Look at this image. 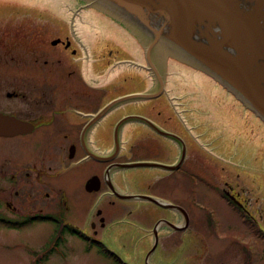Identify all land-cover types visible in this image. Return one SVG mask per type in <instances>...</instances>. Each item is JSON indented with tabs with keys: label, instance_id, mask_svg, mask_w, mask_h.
<instances>
[{
	"label": "flooded vegetation",
	"instance_id": "1",
	"mask_svg": "<svg viewBox=\"0 0 264 264\" xmlns=\"http://www.w3.org/2000/svg\"><path fill=\"white\" fill-rule=\"evenodd\" d=\"M93 15L101 22L96 21L99 26L109 29L106 35L112 36L111 40L92 45L88 37L83 40L80 35L90 21L78 24L63 19L61 32L65 29L68 33L64 38L59 35L51 40L52 45L45 50L51 51V56L43 64L30 54L32 64L27 65V70L0 71L2 78L6 74L14 79L26 78L21 83L0 86V114L16 117L31 126L25 132L0 135V142L8 141L0 144V223L14 231L36 221L53 223L47 243L41 250L32 251L33 255H46L63 249L68 235L85 241L87 249L94 248L90 244L97 245L98 241L104 244L100 237L107 232L109 223L106 209L99 206L101 203L111 208H117L118 203L152 204L159 211L150 214L151 220L155 218L151 229L147 232L144 227L138 228L144 233L148 248L143 263L154 264L153 255L161 247L160 238L169 239V245L174 246V231L185 232L192 225L183 206L158 193L161 182L172 189L174 173L183 170L192 175L195 189L216 190L245 219L262 224L258 232L264 239V207H258V197L264 198V184L259 181L264 173L255 172L259 162H264V153L255 146L260 132L264 133V123L212 78L174 60L170 61L169 73L173 68L178 72L186 68L187 72L208 79L216 90L210 92L214 102L177 101L174 91L169 89L170 96L162 94L122 104L99 115L115 98L114 84L109 83H113L116 68L133 69L144 76L140 80L146 81L145 87L128 93L146 90L150 81L140 67L145 61L143 52L131 43L130 36ZM115 40L118 45H114ZM32 42L41 40L35 37ZM119 46L129 47L127 51L132 52L134 60L122 58ZM66 62L75 64L76 68L70 70L74 76L75 69H79L74 84H65ZM19 138H28L29 144ZM34 140L41 141V146ZM131 162L146 165L119 166ZM83 165L89 167L85 188L95 195V201L85 222L76 224L67 216L70 207L65 189L55 180L60 173L58 168L71 170ZM133 169L141 172L132 175L128 170ZM126 195L156 197L159 203L146 198L128 199ZM174 204L185 211L187 228H182L185 215L165 206ZM163 209L167 211L165 216L161 213ZM201 216L209 228L217 230L215 227L220 223L216 214L205 211ZM128 222L131 223L127 218L121 220ZM235 254V264L252 263L253 253L242 256L237 250Z\"/></svg>",
	"mask_w": 264,
	"mask_h": 264
},
{
	"label": "rangeland",
	"instance_id": "2",
	"mask_svg": "<svg viewBox=\"0 0 264 264\" xmlns=\"http://www.w3.org/2000/svg\"><path fill=\"white\" fill-rule=\"evenodd\" d=\"M75 8L76 4L73 0H0V71L27 70V65L32 64L29 62L30 54L37 56L34 59H40L39 64H43L44 59L51 56V51L45 52L48 48L47 45H52L51 40L59 35L64 38L68 33V30L65 29L61 32L60 24L64 20L67 23L76 22L78 24L90 21L91 24L86 29H82L80 35L83 40L88 37L87 39L92 45H96V42L111 40L112 36L106 35L110 33L109 29L96 23L99 19L93 15L94 13L83 12L79 17L73 19ZM35 37H38L41 42H32ZM115 41L114 45H118L119 42ZM120 48L123 51L122 58L134 60L130 56L133 55L132 52L127 51L129 47L127 49ZM54 50L57 53V49L54 48ZM41 55L45 57L39 58ZM65 64L64 77L67 81L65 84H74L77 74L79 75L77 72L79 69H75L76 75L74 76L70 70L76 68L75 64L69 62ZM186 70L185 68L184 71L178 72L173 68L170 72L169 88L170 91H174L175 100L214 102L213 93L210 92H216V90L213 89L208 79ZM134 71L133 69H123L118 73L116 68L113 83H109V86L114 84L115 97L145 87L146 81L140 80V77L144 79V76L142 77ZM8 75L6 74L2 78V73H0V86H10L13 82L21 83L26 80L24 77L14 79L7 77ZM88 78H91V75H88ZM103 90L106 93L107 90ZM258 136L255 146L258 147L259 152L264 153V133L260 132ZM18 140L28 143V138L25 140L19 138ZM5 142H0V144ZM33 143L41 146L39 144L41 141L34 140ZM57 170L60 173L55 182L61 184L65 189L70 207L67 216L70 221L83 224L85 218L91 213L95 201V195L85 188L89 167L83 165L71 170L64 168ZM128 171L135 176L141 172L139 169ZM255 172L264 173V162H259ZM259 178V181L264 184V178ZM192 179L190 173L181 170L174 173L172 189L164 182L158 186V193L162 197L183 206L189 212L192 225L185 232L174 231V246L169 245V239L160 238L161 247L153 255L154 264L165 262L174 264H235L237 262L235 251L237 250L241 252L242 256L253 253L251 264H264V239L260 238L258 232L262 224L251 223L245 219L216 190L195 189ZM258 198V207L263 209L264 198ZM99 206L106 209L109 223L107 232L104 231L100 238H103L108 247L112 248L126 262L144 264V256L148 248L145 247L144 233L138 227H144V230L148 232V228L151 229L155 222V218L150 219V214L159 210L148 203H118L117 208H111L106 203H101ZM140 206L144 209H137ZM129 211L132 213L125 215ZM205 211H211L218 216L220 225H216L217 230L213 231L209 228L208 222L201 216ZM161 213L163 216L167 215V211L164 209ZM124 218L129 219L131 223H121ZM119 223L120 226L117 227ZM53 229V223L43 221H36L20 231L5 228L0 223V264H37L35 263L36 258L43 253L33 255L32 251L42 249L52 235ZM66 240L67 244L62 247L63 249L55 251L48 260L41 264H117L97 248L87 249L86 242L79 238L68 235ZM161 257L163 259H160Z\"/></svg>",
	"mask_w": 264,
	"mask_h": 264
},
{
	"label": "water",
	"instance_id": "3",
	"mask_svg": "<svg viewBox=\"0 0 264 264\" xmlns=\"http://www.w3.org/2000/svg\"><path fill=\"white\" fill-rule=\"evenodd\" d=\"M74 1L78 11L94 13L130 36L143 52L140 67L152 81L145 91L111 100L99 115L122 104L169 95V62L174 60L212 78L264 123V0ZM30 128L16 117L0 114V135ZM126 197L159 203L151 196ZM165 206L187 216L178 205ZM187 224L188 217L182 228Z\"/></svg>",
	"mask_w": 264,
	"mask_h": 264
},
{
	"label": "trees",
	"instance_id": "4",
	"mask_svg": "<svg viewBox=\"0 0 264 264\" xmlns=\"http://www.w3.org/2000/svg\"><path fill=\"white\" fill-rule=\"evenodd\" d=\"M90 247L99 248L100 252H102L104 255L108 256L109 258L113 259L117 264H126L117 254L107 249L106 246L99 241L97 242V245H95L94 243L90 244Z\"/></svg>",
	"mask_w": 264,
	"mask_h": 264
},
{
	"label": "bare ground",
	"instance_id": "5",
	"mask_svg": "<svg viewBox=\"0 0 264 264\" xmlns=\"http://www.w3.org/2000/svg\"><path fill=\"white\" fill-rule=\"evenodd\" d=\"M81 14H83L82 12H77V13H74L73 14V19L76 18V17H79ZM186 68H189V69H192V70H195V71H198L196 69H193L192 67H189V66H185ZM200 72V71H198ZM202 73V72H201Z\"/></svg>",
	"mask_w": 264,
	"mask_h": 264
}]
</instances>
